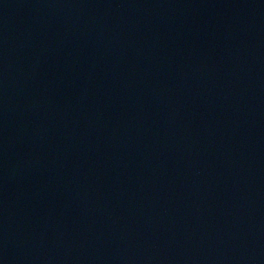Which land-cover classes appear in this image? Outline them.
<instances>
[{
    "label": "water",
    "instance_id": "1",
    "mask_svg": "<svg viewBox=\"0 0 264 264\" xmlns=\"http://www.w3.org/2000/svg\"><path fill=\"white\" fill-rule=\"evenodd\" d=\"M0 264H264V0H0Z\"/></svg>",
    "mask_w": 264,
    "mask_h": 264
}]
</instances>
